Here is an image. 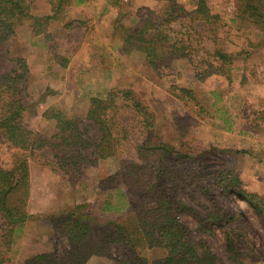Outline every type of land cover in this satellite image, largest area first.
I'll return each instance as SVG.
<instances>
[{"label": "rangeland", "instance_id": "obj_1", "mask_svg": "<svg viewBox=\"0 0 264 264\" xmlns=\"http://www.w3.org/2000/svg\"><path fill=\"white\" fill-rule=\"evenodd\" d=\"M88 1L82 5L75 4L77 0H74L59 20L49 21L45 33L33 34L32 19L17 28L10 49L12 56L24 57L30 69L29 80L20 92L27 104L24 113L27 126L50 137L56 126L54 120L43 116L45 110L58 108L69 116L85 120L92 96L105 97L111 88L132 89L153 111L154 133L159 138L177 148L190 144L194 149L199 146V149L212 150L199 161L188 162V166L202 164L208 172L233 169L242 180V189L264 197V29L248 20L232 21L234 10L240 6L239 0H209L211 5H217L224 19L218 35L211 33L205 22L190 23L188 17L175 22L172 28L176 32H171L173 38L198 37L203 41L201 47L209 48L210 43H215L237 55L232 63L231 82L220 74L200 80L187 58L175 60L170 68L157 71L139 51H125L124 35L113 33L120 2L125 4L129 0ZM143 1L132 0L133 5L122 18L125 25L138 20V13L146 18L147 9L155 12L154 18L163 15L165 1L152 0L151 6ZM179 1L188 10L194 8L192 0ZM50 13L46 0L33 1L32 16ZM68 22L69 27L63 25ZM202 54L204 52L200 51L199 55ZM174 86L192 90L195 99L188 103L178 99ZM123 116V121L129 122L130 136L134 142L139 141L143 134L134 121L133 112L128 110ZM17 151L0 134V165L10 167ZM131 151L133 147L129 145L127 152ZM43 153L49 154V151L46 149ZM117 154L99 160L95 166L85 167L86 177L80 181L68 180L29 161L27 210L34 218L17 233L7 264H24L38 253L52 250L60 257H67V237L46 215L85 202L103 220L116 217L114 212H102L101 202L112 195V190L107 188L109 183L104 180L127 159L126 151ZM216 185L209 177L184 185L179 194L203 217L217 212L218 208L242 211L244 217L238 220V227L244 238L238 239L237 247L246 264H264L263 214L238 193V189L223 195ZM115 197L111 201L118 204L120 201ZM125 205L123 202L124 208ZM182 220L192 229L197 228V220L191 214H183ZM5 225L0 216V231ZM199 236L205 237L212 252L220 258L219 264H238L228 252L224 228L217 227L211 235L195 231L193 237L198 239ZM250 247L256 252L254 257ZM112 252L116 256L121 248L114 246ZM142 254L151 262L165 253L162 248L154 247L143 249ZM86 264H116V261L95 255Z\"/></svg>", "mask_w": 264, "mask_h": 264}, {"label": "trees", "instance_id": "obj_2", "mask_svg": "<svg viewBox=\"0 0 264 264\" xmlns=\"http://www.w3.org/2000/svg\"><path fill=\"white\" fill-rule=\"evenodd\" d=\"M33 1L0 0V134L18 150L10 167L0 165V216L6 223L0 231V264L9 262L17 233L34 218L27 210L29 161L68 180L80 181L86 177L85 167L95 166L99 160L124 151L127 153L125 162L104 180L109 183L107 188L112 190V195L101 202L102 212H114L117 216L103 220L85 202L46 215L55 228L64 231L69 244L67 257H60L54 250L44 251L24 264H86L95 255L113 258L116 264H219L220 258L212 252L205 237H193L195 231L211 235L217 227L225 230L230 257L238 264H246L237 247L238 239L244 238L238 227L243 212L218 208L217 212H209L208 217H203L181 198L179 190L184 185L211 177L223 195L238 189V193L263 216L264 197H256L242 189V180L233 169L208 172L202 164L188 166V162H197L212 150L199 149V146L194 149L190 144L177 148L159 138L154 133L153 111L134 90L111 88L105 97L92 96L86 121L58 108L45 110L43 116L54 120L56 126L50 137L27 126L24 120L27 104L20 92L29 80L30 69L24 57L11 55L12 40L18 26L30 19L33 34L45 33L49 21L59 20L65 9L74 4V0H46L51 13L38 17L31 14ZM160 1H165L166 7L159 19L154 18L153 10L147 9L146 18L138 13V20L130 25H125L122 18L132 0L125 4L120 2L113 33L124 35L125 51H139L157 71L170 68L175 60L187 58L200 80L220 74L231 82L232 63L237 55L215 43H210L209 48L201 47L203 41L198 37H171V32H176L172 25L186 17L190 23L205 22L209 31L218 35L224 19L217 5H211L209 0H192L194 8L188 10L179 0ZM84 2L77 0L75 4ZM239 2L232 21L248 20L264 29V0ZM63 25L69 27L70 22ZM200 51L204 54L199 55ZM174 89L180 100L188 103L195 99L188 88L174 86ZM128 110L133 112L134 121L142 130L143 136L137 142L130 136L129 122L123 121V114ZM129 145L133 147L131 152H127ZM46 149L49 154L43 153ZM113 196L118 197V204L111 201ZM121 202L126 204L125 208ZM186 213L196 218V229L182 220ZM114 246L121 248L116 256L112 252ZM154 247L162 248L165 254L150 262L142 250ZM249 250L254 257V248Z\"/></svg>", "mask_w": 264, "mask_h": 264}, {"label": "crops", "instance_id": "obj_3", "mask_svg": "<svg viewBox=\"0 0 264 264\" xmlns=\"http://www.w3.org/2000/svg\"><path fill=\"white\" fill-rule=\"evenodd\" d=\"M143 1V0H142ZM85 3H89V1L87 2V0H85V2L83 3V4H85ZM143 3L144 4H147L148 6H151L152 5V0H144L143 1ZM82 4V5H83ZM103 4V2H101V5ZM132 5H133V2H132ZM109 7H110V5H109ZM104 10V9H103ZM107 10H108V8L107 9H105V11L107 12ZM84 15H87V14H84ZM133 21V20H132ZM134 21H136L135 19H134Z\"/></svg>", "mask_w": 264, "mask_h": 264}]
</instances>
